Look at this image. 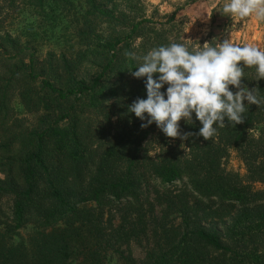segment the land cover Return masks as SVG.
<instances>
[{
	"label": "trees",
	"instance_id": "obj_1",
	"mask_svg": "<svg viewBox=\"0 0 264 264\" xmlns=\"http://www.w3.org/2000/svg\"><path fill=\"white\" fill-rule=\"evenodd\" d=\"M142 2L0 0V264H264V103L209 140L141 127L127 106L146 90L126 53L171 43ZM23 3L43 16L80 3L74 52L26 58L3 29ZM193 119L182 132H198ZM232 152L244 174L227 168Z\"/></svg>",
	"mask_w": 264,
	"mask_h": 264
},
{
	"label": "clouds",
	"instance_id": "obj_2",
	"mask_svg": "<svg viewBox=\"0 0 264 264\" xmlns=\"http://www.w3.org/2000/svg\"><path fill=\"white\" fill-rule=\"evenodd\" d=\"M218 11L233 20L264 23V0H225ZM126 55L136 62L131 75L143 79L146 90V98L137 97L127 112L146 121L141 127L155 123L167 137L213 139L218 129L243 122L246 106L264 103L259 87L249 88L242 80L247 78L245 69L253 67L255 76L249 80L264 79V46L259 44L230 39L202 46L171 42L146 54ZM193 114L202 126L196 133L182 132L179 122L193 124Z\"/></svg>",
	"mask_w": 264,
	"mask_h": 264
},
{
	"label": "rangeland",
	"instance_id": "obj_3",
	"mask_svg": "<svg viewBox=\"0 0 264 264\" xmlns=\"http://www.w3.org/2000/svg\"><path fill=\"white\" fill-rule=\"evenodd\" d=\"M142 1L146 17L152 18L156 22V29L161 30L171 42L202 46L205 42H223L230 39L234 43L264 46V23L257 22L254 18L233 20L222 15L218 7L225 0ZM81 8L80 3L66 9L57 7L55 11L49 10L48 16H43L32 6L24 4L10 13L3 29L21 38L22 45L28 49L26 58L32 56L40 63L48 62L50 54L58 58L61 54H72L78 47L72 20ZM172 14H175V19L168 23L167 20ZM15 107L16 116L21 123L31 124L34 121L35 116L30 114L18 99L15 100ZM225 164L230 170L239 171L241 174L246 172L236 152L231 153ZM261 186L256 184L258 188ZM32 229L31 225L25 226L19 231L20 236H27ZM132 252L136 260L144 256V248L139 245H133Z\"/></svg>",
	"mask_w": 264,
	"mask_h": 264
}]
</instances>
